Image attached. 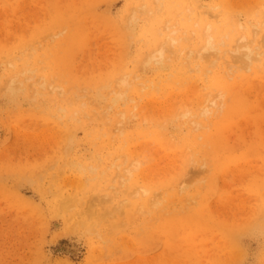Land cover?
<instances>
[{
  "label": "rangeland",
  "instance_id": "rangeland-1",
  "mask_svg": "<svg viewBox=\"0 0 264 264\" xmlns=\"http://www.w3.org/2000/svg\"><path fill=\"white\" fill-rule=\"evenodd\" d=\"M0 264H264V0H0Z\"/></svg>",
  "mask_w": 264,
  "mask_h": 264
},
{
  "label": "bare ground",
  "instance_id": "bare-ground-1",
  "mask_svg": "<svg viewBox=\"0 0 264 264\" xmlns=\"http://www.w3.org/2000/svg\"><path fill=\"white\" fill-rule=\"evenodd\" d=\"M63 248H64V247H63ZM65 250H66L67 252L70 251V252H72V253H74V254H77V251H79V247L73 243L72 245L65 247ZM75 256H76V255H75Z\"/></svg>",
  "mask_w": 264,
  "mask_h": 264
}]
</instances>
